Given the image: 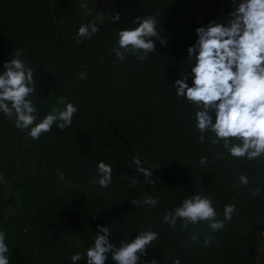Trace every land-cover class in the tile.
<instances>
[{
    "label": "trees",
    "instance_id": "obj_1",
    "mask_svg": "<svg viewBox=\"0 0 264 264\" xmlns=\"http://www.w3.org/2000/svg\"><path fill=\"white\" fill-rule=\"evenodd\" d=\"M101 1L0 0V74L22 50L21 59L35 69L37 92L30 97L35 123L53 106L63 108L58 98L78 108L70 127L62 131L53 125L38 140L0 111V231L6 233L9 264H73L77 253L82 259L76 264H87L98 226L110 229L117 248L141 232L158 233L140 264L177 259L180 264H264V155L233 157L222 140L211 143V131L201 143L197 109L173 87L185 73L192 86L194 60L187 49L198 39L196 29L225 23L234 10L231 0L202 4L190 36L182 25L190 0H107L104 9ZM116 14L120 20L113 23ZM146 16L157 18L167 43L155 41L154 53L144 61L131 53L120 61L114 51L119 31L137 27L135 18ZM92 22L99 32L77 44L79 27ZM82 72L86 78L79 79ZM133 157L153 172L154 182L137 171ZM202 157L208 161L204 165ZM101 161L112 167L107 188L97 183ZM29 168L30 182L9 180L13 172ZM61 172L64 180L58 178ZM241 175L247 186L241 185ZM133 179L139 181L135 187ZM256 188L261 191L253 195ZM196 194L213 200L218 220L224 219L225 205L235 204L232 220L216 232L206 221L187 229L180 218L174 227L164 222L168 212ZM148 196L159 203L143 204ZM208 237L212 242L205 246ZM105 264H116L111 254Z\"/></svg>",
    "mask_w": 264,
    "mask_h": 264
},
{
    "label": "clouds",
    "instance_id": "obj_2",
    "mask_svg": "<svg viewBox=\"0 0 264 264\" xmlns=\"http://www.w3.org/2000/svg\"><path fill=\"white\" fill-rule=\"evenodd\" d=\"M231 3L234 10L228 14L225 23L212 21L206 27L196 29L198 39L187 49L188 56L194 60V66L191 67L192 86L189 87L188 75L185 73L175 81L173 87L177 97H185L197 109L195 119L201 143L204 142V134L211 131L215 133L212 144L222 140L223 148L231 156L252 160L264 155V0H231ZM111 18L113 23L120 20L118 14ZM133 23L138 26L122 29L118 33L119 47L114 51L120 61L128 53L144 61L149 53H154L155 41L167 43L166 39L161 38V27L157 30L155 16L136 17ZM98 32L95 22L82 24L77 32L76 43L90 40ZM22 56L23 51L17 50L13 58L4 64V72L0 74V111L9 118L15 117L16 128L28 130V135L37 140L43 133L51 131L53 125L62 131L70 127L78 108L64 98H58V104L63 105V108L53 106L41 122L35 123L37 110L30 99L37 92L33 78L35 69L28 67ZM78 78H86V73H80ZM213 112L215 119L210 114ZM233 140L239 142L233 143ZM220 155L217 154V159ZM207 162L206 157L200 159L201 165ZM132 163L146 181L154 182L150 179L153 172L144 168L138 157H133ZM97 173L100 176L98 185L101 188L109 187L112 183V167L101 161ZM58 178L64 180V173H59ZM239 180L243 186L249 184L244 175ZM138 183L136 179L131 181L133 187ZM260 191V188H256L252 194L257 195ZM131 203L136 205L140 201ZM142 203L155 207L159 200L148 196ZM235 211V204L225 205L224 219L218 220L213 200L196 194L185 199L174 212H168L163 220L174 227L177 218H180L185 229L189 224L206 221L210 229L216 232L232 220ZM5 237L6 233L0 231V264H9L10 259ZM110 238V229L98 226L94 246L86 252L87 264H105L108 254H111L116 264H140L141 256L147 254L146 250L157 240L158 233L141 232L129 243L122 240L118 248L110 242ZM196 239L194 235L193 242ZM211 242L212 238L208 237L203 243L208 246ZM81 259L79 253L71 257L73 264ZM151 264L158 262L153 260ZM174 264H180V261L177 259Z\"/></svg>",
    "mask_w": 264,
    "mask_h": 264
},
{
    "label": "rangeland",
    "instance_id": "obj_3",
    "mask_svg": "<svg viewBox=\"0 0 264 264\" xmlns=\"http://www.w3.org/2000/svg\"><path fill=\"white\" fill-rule=\"evenodd\" d=\"M208 0H190L188 2L187 5V9L185 11L184 14V18H183V31L185 33V35L190 36V24L193 22V20L196 18V15L198 13V11L201 8V5L204 4L205 2H207ZM237 2H239V0H237ZM99 6L104 9L107 6V0H102L99 4ZM16 168H18V165L15 166ZM20 175H24V176H28L30 178L29 181H21L19 179ZM34 172L33 169H27L25 170L23 173H17V172H13V174L10 176L9 180L10 181H20V182H30L33 178ZM9 181V182H10ZM8 191H6V193L8 194ZM21 194L18 195V199L20 198Z\"/></svg>",
    "mask_w": 264,
    "mask_h": 264
},
{
    "label": "water",
    "instance_id": "obj_4",
    "mask_svg": "<svg viewBox=\"0 0 264 264\" xmlns=\"http://www.w3.org/2000/svg\"><path fill=\"white\" fill-rule=\"evenodd\" d=\"M19 179H20L21 181H29V180H30V178H29L28 176H24V175H20V176H19Z\"/></svg>",
    "mask_w": 264,
    "mask_h": 264
}]
</instances>
